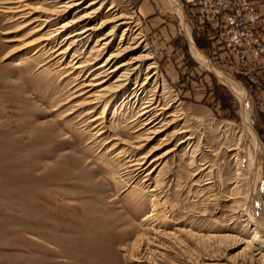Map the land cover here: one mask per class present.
Wrapping results in <instances>:
<instances>
[{
    "label": "rangeland",
    "instance_id": "1",
    "mask_svg": "<svg viewBox=\"0 0 264 264\" xmlns=\"http://www.w3.org/2000/svg\"><path fill=\"white\" fill-rule=\"evenodd\" d=\"M6 1L0 0V264H264V249L243 242L252 236L241 217L247 157L244 147L230 150L242 126L241 105L216 72L241 85L252 130L262 144L260 203L255 211L264 225V114L255 104L257 84L250 81L251 75L240 74L230 63L221 65L215 55L200 50L206 45L186 21L181 0L183 15L169 0H148L154 7L149 15L139 10L143 0H105L97 18L58 32L45 47L42 40L54 22L62 25L75 9L44 26L32 21L42 11H51L53 4L28 0L24 13L32 16L16 19L4 12L10 6ZM119 15L125 23L115 30L109 48L84 72L65 76L72 56L87 60L96 38L112 24L75 44L62 60H52V47L62 43L60 49H65L72 42L63 39L69 32L87 24L97 27ZM125 27L129 32L124 41ZM191 38L209 66L197 60ZM133 40L139 47L128 50L116 64L145 53L150 59L111 96L104 110L100 106L91 114L102 118L88 123L86 112L93 107L86 103L100 87L73 90L99 81L91 80L93 67L111 52L133 45ZM149 64L154 66L147 72ZM147 75L150 80L137 98L132 95L139 88L135 82L141 84ZM147 94L154 95L164 120L174 113L179 120L134 149L139 123L130 121ZM182 125L187 132L173 135ZM165 135L172 137L162 141ZM185 137L190 143H179ZM171 148L138 175L124 165L127 155L148 154V163ZM152 209L155 215L149 216Z\"/></svg>",
    "mask_w": 264,
    "mask_h": 264
},
{
    "label": "bare ground",
    "instance_id": "2",
    "mask_svg": "<svg viewBox=\"0 0 264 264\" xmlns=\"http://www.w3.org/2000/svg\"><path fill=\"white\" fill-rule=\"evenodd\" d=\"M28 0H7L4 3L10 4V6L7 8L9 12L8 14H11V17L13 15H17V18H28L29 16H32L33 13H24L25 10H27L26 2ZM48 1L50 4H53L54 6L51 11H42L37 16V19L32 21L34 22H42L44 26H47V24L54 22L57 19L58 14H64L69 12L71 9H75L72 13V16L69 17V19L62 22V25H57L56 21L53 24V28L51 29V33L45 37L42 42H45L42 44L41 47L49 46L53 41V38L58 32L63 30H69L71 28H74L75 26H80L81 24H85L86 22H90L91 20L97 18L98 14L100 13L101 7L104 4L105 0H90L87 2L86 6L80 7L79 6L85 1V0H45ZM171 3L173 2L176 6V9L178 10V13L180 15L182 14V7L180 6V3L178 0H169ZM48 4V3H46ZM56 4H59L58 6ZM49 5V4H48ZM112 7L108 8L109 10ZM62 16V15H61ZM15 19V20H16ZM122 17L115 16L114 18L105 19L102 20L100 25L97 27L92 24H87L82 26L80 29H76L72 32H69L63 39H72V42L69 43V45L65 49H60V46H63L62 43H59L55 48L52 47L51 55H54L53 59H56L57 57H61V60L65 55L72 50L75 44H80L81 42H85L91 34H94L95 31L100 30L104 27H106L108 24H112L111 28L106 31V33L99 35L96 38V41L94 43V46L89 51L88 59L82 62H79V60H76V56L73 55L72 58L69 60V63L65 66V68H70V72L66 74L65 76H68L69 74H75V73H82L87 68H89L93 63L98 59L99 55L103 52V50L109 48L111 45V37L115 34V30H117L122 24L125 22L122 21ZM121 20V21H120ZM183 21V28L186 31V35L189 37V29L185 25L184 19ZM29 22L28 24L32 23ZM129 32V28L125 27V30L122 34V38L125 41L124 35L126 32ZM89 33V34H88ZM136 39V38H135ZM64 41V40H63ZM120 41V40H119ZM135 41V40H133ZM133 45L127 46V48H120L118 50H115L114 52H111L101 63L93 67V69L96 71L94 77H92V81H95L97 78L100 79L99 81L92 82L91 84H85L81 85L78 89H74L73 92L75 93L77 90L86 88L88 86L92 87H100L98 90L97 95H94L92 100L87 102L86 105H91L93 108L88 110L86 112V116L90 118V121L88 123H95L100 117H93L91 114H93L97 108L100 106H103V110L107 107V102L112 98L111 96L115 93L121 92L127 82L132 78L137 71H139V68L141 67V63L147 59H150L149 54H139L137 56H133L128 61H123L118 64H116L117 59L125 54L128 50L136 49L139 47V45L135 42H132ZM140 44V43H139ZM53 46V45H52ZM59 46V48H58ZM190 46L192 51L194 52L197 60L207 66H209L208 60L205 58L201 52H199L198 49L194 47L192 44V41L190 40ZM37 51H33V54H36ZM94 54V55H92ZM52 57V56H51ZM51 60V59H50ZM60 60V61H61ZM91 60V61H90ZM59 60H56L55 63L60 62ZM154 65L149 64L147 66V72H149ZM217 75L222 78V80L229 84L231 88L235 91V94L239 100V103L241 105V122L242 126L239 132V135H237V141L233 143V148L230 150H239L240 148H245V154H246V168H244V171L246 172L247 177V183H246V202H245V208L242 209L241 217H244V221L247 227L251 228L252 236L249 238H246L243 242L246 243V247H256L264 249V225L260 224L257 221L256 218V207L259 205V197H258V184L261 180L262 176V144L257 138L256 134L252 130L251 123L249 120V109L246 104V96L242 90V87L239 83L232 81L227 75L223 73L216 72ZM116 74V77L114 81L107 86L104 85V83L108 82L114 75ZM97 79V80H98ZM146 80H150L149 76L147 75L145 77V80L141 82V84H136V87L138 88V91H135L132 93L135 97L138 98V93L141 94L145 91L144 85L146 84ZM135 90V89H133ZM89 91L86 90L80 94H74L72 98H79L80 96H83L84 94H87ZM154 95H146V101L140 105L138 109V113L135 119L131 120L130 122L139 123V125L136 128V132H139L137 134V141L136 146L134 149H140L146 144H148L153 138H155L157 135H159L161 132H164L169 128V126H172L174 124H177V114L174 113L171 116L173 118L171 120H164L162 117V112L160 111V108L156 107L154 104ZM92 95H87L86 98H90ZM71 98V99H72ZM139 100V99H138ZM104 103V104H103ZM85 104V103H84ZM163 109V108H162ZM165 110H168L166 108ZM162 110V111H165ZM104 112H102L103 114ZM71 114V113H70ZM99 126V124L94 125L93 127L96 128ZM142 131V132H141ZM187 130L184 125H182L177 131L173 133V135L183 134L186 133ZM98 133V135L102 134ZM172 135H165V137L161 138L162 141H166L167 139H170ZM235 138V137H234ZM190 137H185L184 139H181L179 143L187 142L190 143ZM174 148H171L170 150L164 152L162 155H160L157 158H152L147 163L148 154L138 156V158H133L134 156L127 155L126 157H129L125 163L127 164L126 168L130 169V173L135 175H138L142 170L146 169V167L157 164V162L170 152H172ZM125 155L128 152H124ZM235 157L238 155V152H235ZM150 172H148L145 176H148ZM133 176V177H134ZM236 199V198H234ZM155 209H152L149 216H154ZM154 214V215H153ZM242 242V243H243ZM264 256V255H263Z\"/></svg>",
    "mask_w": 264,
    "mask_h": 264
},
{
    "label": "built area",
    "instance_id": "3",
    "mask_svg": "<svg viewBox=\"0 0 264 264\" xmlns=\"http://www.w3.org/2000/svg\"><path fill=\"white\" fill-rule=\"evenodd\" d=\"M186 21L205 31L214 43L212 52L221 64H232L240 74L264 68V36L257 27L256 0H190ZM217 46V49L214 48Z\"/></svg>",
    "mask_w": 264,
    "mask_h": 264
},
{
    "label": "crops",
    "instance_id": "4",
    "mask_svg": "<svg viewBox=\"0 0 264 264\" xmlns=\"http://www.w3.org/2000/svg\"><path fill=\"white\" fill-rule=\"evenodd\" d=\"M189 1L190 0H181V3H183L184 7H186ZM256 2L260 14L259 20L257 22V27L264 36V0H256ZM139 10L143 15H149L151 12L154 11V7L149 3L148 0H143L139 5ZM190 25L193 27V29L195 28L193 21L192 23L190 22ZM195 29L198 30V33L194 31L196 33V38L201 43H205L206 45L205 47H201L202 49L200 50L204 53L206 52V54L212 53L214 51V53L220 55L221 52L217 49V46L214 47L217 50H213L214 43H212V41H210L208 37H206L205 31L201 28L200 29L195 28ZM191 40L194 44L193 38H191ZM217 63L219 62L217 61ZM250 77H251L250 81L253 84H257V87H255L256 91L254 88L255 91L254 94L256 96V103H255L256 108L258 111L264 114V68L263 69H259L257 67L254 68V72L251 74Z\"/></svg>",
    "mask_w": 264,
    "mask_h": 264
}]
</instances>
